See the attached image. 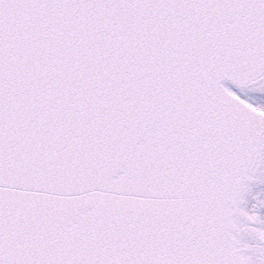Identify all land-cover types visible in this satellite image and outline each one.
Instances as JSON below:
<instances>
[{
	"label": "snow or ice",
	"instance_id": "snow-or-ice-1",
	"mask_svg": "<svg viewBox=\"0 0 264 264\" xmlns=\"http://www.w3.org/2000/svg\"><path fill=\"white\" fill-rule=\"evenodd\" d=\"M0 264H264V0H0Z\"/></svg>",
	"mask_w": 264,
	"mask_h": 264
}]
</instances>
